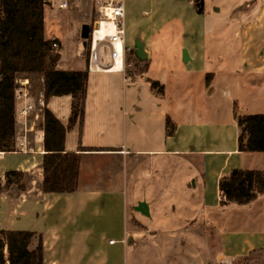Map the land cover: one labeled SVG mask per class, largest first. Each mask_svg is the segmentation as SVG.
<instances>
[{
  "label": "crops",
  "instance_id": "crops-1",
  "mask_svg": "<svg viewBox=\"0 0 264 264\" xmlns=\"http://www.w3.org/2000/svg\"><path fill=\"white\" fill-rule=\"evenodd\" d=\"M127 15L129 51L145 66L122 74L128 114L114 111L115 97L89 100L88 84L73 124L71 96L62 115L45 101L66 128L65 152L79 155L77 189L43 192L44 122H35L25 151L0 152L2 186L7 171L31 176L17 193L0 190V231L39 233L43 264H231L256 252L264 264V193L222 205L218 189L233 168L264 171V152L238 150L237 124L264 109V95L250 96L264 78V0H203L202 14L193 0H132ZM175 35L173 64L154 40L165 47ZM57 67L84 70L66 59ZM10 153L22 156L15 166L3 163Z\"/></svg>",
  "mask_w": 264,
  "mask_h": 264
},
{
  "label": "trees",
  "instance_id": "trees-1",
  "mask_svg": "<svg viewBox=\"0 0 264 264\" xmlns=\"http://www.w3.org/2000/svg\"><path fill=\"white\" fill-rule=\"evenodd\" d=\"M193 2L195 11L202 14L203 0ZM52 42L44 37L42 0H0V152H14L16 148L15 92L19 75L41 74L46 103L52 97L69 95L73 98L69 124L81 117L88 69H59V55ZM150 83L156 94H162L157 81ZM237 124L238 150L264 152V114L238 115ZM167 125L170 126L169 121ZM65 133L64 125L45 107L41 185L45 193H71L77 189L79 155L65 152ZM23 175L21 170L7 171L4 185L16 184L23 190L25 186L20 183ZM218 189L222 205L250 204L264 193V171L233 168L219 179ZM1 233L6 240L9 264H43L44 249L39 233L21 230Z\"/></svg>",
  "mask_w": 264,
  "mask_h": 264
},
{
  "label": "rangeland",
  "instance_id": "rangeland-1",
  "mask_svg": "<svg viewBox=\"0 0 264 264\" xmlns=\"http://www.w3.org/2000/svg\"><path fill=\"white\" fill-rule=\"evenodd\" d=\"M132 0H125L126 11L129 10ZM44 6V5H43ZM96 18V14L94 10L89 6L88 0L82 1L81 5L78 7H70L66 10H57L48 6H44V37H47V40H55L58 42V50L57 53L59 55V61L62 59H66L70 66H77L80 64L83 69H87V61H88V42L82 34V27L87 25V29L92 25L93 21ZM130 22L128 15L125 17V25H126V45L130 48ZM165 32H161L159 36H162ZM169 33V32H168ZM167 34V33H166ZM165 35V34H164ZM46 39V38H45ZM181 41L180 36H174L173 41L165 40L166 46L162 47V40L160 38H155L154 47L161 50L162 48H166L168 54L170 55L171 63H177L175 58V53H177V48H179V44ZM54 48V47H52ZM55 49V48H54ZM263 51V50H262ZM126 61L128 63L127 74L130 76L132 73H139L144 70L145 66L138 60V58L134 55L133 51H127ZM57 63V64H58ZM241 77V76H240ZM252 77V76H251ZM250 80H241L240 83L244 85V83H248ZM257 87L256 89H252L250 91L251 94L256 93V97H263L264 95V78L256 77L255 78ZM262 82V83H259ZM18 88L23 87L26 89L30 96L33 98H37L40 92L43 89V76L38 73L28 74V75H19L16 81ZM24 83V84H22ZM88 99L94 100L102 95L109 97H115L114 100V111L119 112L120 114L126 116L128 114V109L123 104V97L127 94V88L123 87L122 83V73L117 71L110 72H96V71H88ZM248 95V93H247ZM255 98V97H253ZM222 100L227 101L228 99L223 95ZM70 97H54L51 103V109L57 113L58 115H62L65 112L70 111ZM87 106V104H86ZM92 102L90 103V107L88 106V111L92 109ZM80 107V106H79ZM72 109V105H71ZM80 109V108H79ZM40 117L37 120H34L37 123V127L41 126L42 116H44L43 111L39 112L36 110ZM260 113L264 112V109H260ZM16 116V110H15ZM33 118V112L30 116ZM17 116H16V142L19 140V130L17 128ZM26 137L30 139L32 137L31 133H27ZM17 145V144H16ZM18 150L15 148V151ZM22 156L19 154L10 153L7 154L6 159L3 163L9 166H15ZM31 176L24 172L23 177L20 180V183L25 186V184L29 181ZM6 190H10V192L17 193L20 189L16 184H12L8 187L6 185L3 186ZM1 232V231H0ZM213 261L211 264H226L217 261L216 257L212 256ZM1 263V260H0ZM261 263V253L256 252L251 254L249 257L243 258L235 263L231 264H260ZM2 264V263H1Z\"/></svg>",
  "mask_w": 264,
  "mask_h": 264
},
{
  "label": "built area",
  "instance_id": "built-area-1",
  "mask_svg": "<svg viewBox=\"0 0 264 264\" xmlns=\"http://www.w3.org/2000/svg\"><path fill=\"white\" fill-rule=\"evenodd\" d=\"M44 6L57 10H66L70 7H78L84 0H42ZM89 6L94 10L96 18L89 27L87 37L88 42V71H119L125 79H130L127 74L128 63L126 61V6L125 0H88ZM102 24L110 25L111 31L99 35ZM98 33V34H97ZM52 47L58 50V42L53 40ZM121 59V66L114 69L117 59ZM24 84V83H22ZM45 108V98L43 92H40L37 98L29 95L23 87L17 88L15 92V110L17 116V128L20 136L16 142L17 151H25V138L28 131L35 128L37 120L40 117L39 112ZM33 112V118L30 116ZM44 122V116H42ZM0 257L2 264L8 263V253L6 240L0 232Z\"/></svg>",
  "mask_w": 264,
  "mask_h": 264
},
{
  "label": "bare ground",
  "instance_id": "bare-ground-1",
  "mask_svg": "<svg viewBox=\"0 0 264 264\" xmlns=\"http://www.w3.org/2000/svg\"><path fill=\"white\" fill-rule=\"evenodd\" d=\"M107 31H111L110 25L102 24L101 29L99 30L98 33H99V35H101V34H104ZM120 66H121V59L118 58L117 61H116V63H115V65H114V69H118V68H120Z\"/></svg>",
  "mask_w": 264,
  "mask_h": 264
},
{
  "label": "water",
  "instance_id": "water-1",
  "mask_svg": "<svg viewBox=\"0 0 264 264\" xmlns=\"http://www.w3.org/2000/svg\"><path fill=\"white\" fill-rule=\"evenodd\" d=\"M87 32H88V29H87V25H84L83 27H82V34H83V37H87ZM139 208H141V207H143V204L142 203H139V206H138Z\"/></svg>",
  "mask_w": 264,
  "mask_h": 264
}]
</instances>
